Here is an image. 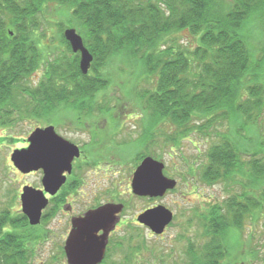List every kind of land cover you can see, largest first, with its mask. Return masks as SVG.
I'll return each mask as SVG.
<instances>
[{
  "label": "trees",
  "instance_id": "1",
  "mask_svg": "<svg viewBox=\"0 0 264 264\" xmlns=\"http://www.w3.org/2000/svg\"><path fill=\"white\" fill-rule=\"evenodd\" d=\"M48 1L70 8L94 56L87 74L80 70L79 52L45 62L35 18ZM254 15L264 18V0H0V128L22 119L29 104L37 116L59 108L100 110L99 94L111 83L109 67L142 68L140 79L150 86L138 94L146 114L139 146L157 144L160 136L178 145L192 133L209 137L217 132L200 178L210 185L229 183L230 191L233 181L242 188L224 205L212 206L205 222L201 219L209 226L207 242L187 251L191 264H223V236L232 227L242 228L248 207H261L246 188L264 179V162L258 157L244 162L248 145L242 151L237 143L244 137L251 148L253 138L243 122L257 121L264 110V55L256 58L264 43L252 49L247 39ZM183 31L195 38L194 44L183 41ZM42 63L43 75L33 79ZM222 121L233 124L230 134H219ZM12 203L0 208V264H29V239L37 242L32 238L37 227L19 208L13 211ZM126 258L131 261L133 254Z\"/></svg>",
  "mask_w": 264,
  "mask_h": 264
},
{
  "label": "rangeland",
  "instance_id": "2",
  "mask_svg": "<svg viewBox=\"0 0 264 264\" xmlns=\"http://www.w3.org/2000/svg\"><path fill=\"white\" fill-rule=\"evenodd\" d=\"M35 20L39 26L36 37L39 38L38 43L42 52L45 53V62L58 55L73 56V50H70L64 41L65 36L62 37L67 28L77 29L71 16V10L66 4L48 1ZM247 34L248 44L252 49L255 46L259 47L261 42L264 43L263 16L257 18L254 15L252 17L247 27ZM179 35L183 37L184 42L195 43V38L189 32L183 31ZM263 55L264 51L256 50V58ZM43 66L42 63V67L36 71L33 79L37 80L41 74L43 75ZM108 73L107 77L111 78V83L99 94L100 110L90 111L91 114L80 117L75 110L59 108L48 115L37 116L32 111V104H29L20 115L22 119L12 122L6 128H0V208L6 207L11 201L13 211L21 208L22 186L25 183L39 184L40 179L37 173L23 174L14 167L11 161L14 149L22 147L23 142L36 127L55 124L60 134L67 137L74 136L87 143L94 138L106 142V139L110 137L112 142L107 150L103 146H97L94 149L89 146L91 156H97L91 166L98 168L96 161L101 160L102 168L107 169V172L110 168L112 169L110 173L97 181V186H101L102 189L99 197L102 200L105 197L109 199L112 193H115L114 198L126 205L123 217L130 226H127L129 233L122 232L119 235L122 240L121 250L119 249L121 257L111 259L105 264H191L187 254L188 249L200 250L208 239L206 231L209 226L202 225L201 219L210 215L213 205L217 203L224 205L232 193L240 191L241 187L237 181H233L232 191H230L229 183L217 182L210 185L200 178L202 167L208 163L207 148L218 138L217 132H211L209 137L192 133L188 138L182 139L178 145L172 144L167 139H164L168 141L164 144L160 136L157 144L149 146L150 142H147L139 146L142 142L140 125L146 119V114L141 103L139 104L138 94L150 84L147 85L146 81L140 79L143 73L142 68L126 67V70H123L119 65H112ZM14 115L19 116L17 112ZM261 116L253 123L243 122L242 127L249 130L248 134L253 138L251 148L244 141V137H237V143L242 151L248 145V151L242 156L244 162L249 163L253 157H258L257 161L261 163L264 162V110ZM217 128L219 134L222 132L230 134L233 124L222 121ZM257 145L259 151L256 153ZM148 151L153 152L149 155L165 163L164 172L167 176L178 180L176 188L162 197H142L132 192L133 172L137 163L142 159L141 153ZM251 182L252 184H247L246 190L248 194L254 195V203L261 202V207L257 206L252 209L251 218L244 219L242 228L232 227L229 233L223 236L226 251V256L222 259L223 264H243L242 252L248 234L260 229L264 232V179ZM253 185L256 188H253ZM156 205H164L174 212L173 221L162 234L156 235L146 226L139 227L131 224L135 222L137 212ZM258 209L263 213L261 219L256 214ZM37 234L32 237L35 239L38 237L37 242L28 238L32 252V260L29 264H66L61 258L60 243L53 242V226L51 229L49 226L37 228ZM130 234L133 235L132 238ZM131 253L133 254L132 260H126V256Z\"/></svg>",
  "mask_w": 264,
  "mask_h": 264
},
{
  "label": "water",
  "instance_id": "3",
  "mask_svg": "<svg viewBox=\"0 0 264 264\" xmlns=\"http://www.w3.org/2000/svg\"><path fill=\"white\" fill-rule=\"evenodd\" d=\"M72 50L80 53V70L87 74L94 59L85 45L83 36L76 28L64 31ZM27 147L15 148L11 154L14 167L22 173L43 169L42 181L46 191L55 194L65 182V170L70 171L72 160L79 156L78 145L58 134L54 125L36 127L27 138ZM165 163L151 155L145 156L133 172L131 187L137 196L162 197L168 190L177 186V180L164 173ZM21 209L31 225L41 221L42 210L48 204V198L42 190L25 185L20 194ZM103 209V211H101ZM124 209L123 203H106L89 211L85 217L74 223V229L66 240L64 249L68 264H99L104 256L107 235L120 221ZM174 217L173 211L156 205L141 212L137 220L146 225L156 235L162 234ZM103 229L104 235H93L95 229Z\"/></svg>",
  "mask_w": 264,
  "mask_h": 264
},
{
  "label": "flooded vegetation",
  "instance_id": "4",
  "mask_svg": "<svg viewBox=\"0 0 264 264\" xmlns=\"http://www.w3.org/2000/svg\"><path fill=\"white\" fill-rule=\"evenodd\" d=\"M76 114H80V117H83V115H87L91 113L76 111ZM39 127H46V126L41 125ZM54 127L56 132L60 134L55 124ZM62 136L67 140L71 141L72 143L78 145L80 150L79 156H75L72 160L71 170L70 171L65 170L63 172V174L66 176L65 182L60 186V188L56 191L55 194H51L50 192L46 191L44 183L42 181L44 175L43 169L32 171L30 173H23L26 175L37 173L39 175L40 180L38 185L25 183L22 186V189L25 185H31L39 190H42L45 196L48 198V204L42 210L41 221L36 226L31 225L29 223L28 217L21 210V208H19V210L22 214L25 215L30 226L37 228L43 226H49L50 229L53 226L54 228L53 242L55 244L57 243V241L60 243L59 245L61 246V251H60L61 258H63L65 263L68 264L64 246L66 240L68 239V237L70 236L71 232L74 229V223L85 217V215L89 211L94 210L101 205H104L106 203H121V202H119L118 199L114 198L116 197L114 195L115 193L114 194L112 193L109 199H106L105 197V199L102 200L99 197L102 192V189L101 186H97V181L101 179L103 176H106L108 173H110L112 169L110 168L109 171L107 172V169L102 168L101 160L96 161V164L99 165L98 168H93V166H91V164H93L92 162H94L97 156L95 155L91 156V153L89 152L90 149L91 148L94 149L97 146H103L104 149L107 150V147L109 148L112 142V140H110V137L106 139L107 140L106 142L98 141L99 138L98 140L94 138V139H90V141L87 143L85 140L82 139L80 140L74 136L71 137H67L65 135ZM114 141L116 142V140ZM28 145L29 142L26 138V140L23 142L22 147H27ZM89 146H91V148H89ZM104 153H106V151H104ZM139 163H137V165ZM252 208L255 209L254 207ZM125 209H126V205L124 204V209L121 213L120 221L115 225V228L111 230L107 235L105 256L99 264H105L108 263L107 261H111V259L121 257L119 256L121 255L119 254L120 253L119 249L121 250L122 240L119 237V235L122 232L129 233L128 232L129 228H127V226H130V224L126 222L123 217V212ZM247 209L248 210L245 219L249 220L251 218V214L253 213L251 212L252 211L251 207H248ZM139 213L138 212L136 213L137 215L135 216V222L131 224L139 227L140 226L145 227V225L141 224L137 220ZM256 214L258 215L259 219L263 217V213L261 212L260 209L257 210ZM255 229L256 228L254 226V230ZM104 233H105L104 230L99 228L93 231V235L97 237H102ZM129 236L132 238L133 235L130 234ZM242 258H243L242 260L243 264H264V232L261 229L257 230V232L254 231L248 234V238L244 242Z\"/></svg>",
  "mask_w": 264,
  "mask_h": 264
},
{
  "label": "snow or ice",
  "instance_id": "5",
  "mask_svg": "<svg viewBox=\"0 0 264 264\" xmlns=\"http://www.w3.org/2000/svg\"><path fill=\"white\" fill-rule=\"evenodd\" d=\"M101 211H103V209Z\"/></svg>",
  "mask_w": 264,
  "mask_h": 264
}]
</instances>
